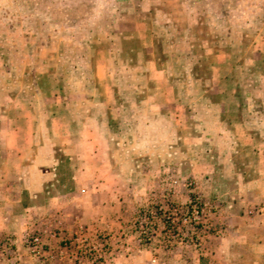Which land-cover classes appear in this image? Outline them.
I'll list each match as a JSON object with an SVG mask.
<instances>
[{
  "label": "rangeland",
  "instance_id": "rangeland-1",
  "mask_svg": "<svg viewBox=\"0 0 264 264\" xmlns=\"http://www.w3.org/2000/svg\"><path fill=\"white\" fill-rule=\"evenodd\" d=\"M263 106L264 0H0V259L252 264Z\"/></svg>",
  "mask_w": 264,
  "mask_h": 264
},
{
  "label": "crops",
  "instance_id": "crops-1",
  "mask_svg": "<svg viewBox=\"0 0 264 264\" xmlns=\"http://www.w3.org/2000/svg\"><path fill=\"white\" fill-rule=\"evenodd\" d=\"M237 85V83H236ZM263 110H264V106H263ZM261 149H264V147H261ZM263 176V175H262ZM264 178V176L262 177ZM254 196H257L259 200H261L264 197V194L260 193V192H254ZM260 205H264V201L259 203ZM261 209H263L262 213H259L258 215H256L255 218L252 219V223L250 224L249 222H244L242 215H239V227L237 229V231L239 230V232H241V237L242 239L239 241H244V237H245V233L247 230H251L252 232H256V234L258 233V231L260 230H264V207H262ZM13 220L15 222V213H13V210H9V209H5V207L0 205V235H12L15 237H17V246H18V250L22 251V234L23 231L25 230V222L24 219H20L21 224H19V228L17 229V231H15V223H13ZM17 232V233H15ZM255 234V236H256ZM237 240V239H236ZM15 241V238H14ZM255 242V245H262L264 244V241H262L259 237H254L253 239V243ZM237 245V244H235ZM240 245V244H239ZM237 245V246H239ZM240 250V249H239ZM1 251V249H0ZM243 254L242 256L246 255V253H241ZM253 255V259H252V264H264V256L261 257V255L259 254H255L252 253ZM237 261H242L243 258H241L240 256L236 257ZM228 261H230V259H228ZM231 261H236L235 258H231ZM16 264H36V262L34 260L31 259V257L27 254L24 253H20L18 257H16ZM0 264H15V255L10 257L9 259H0Z\"/></svg>",
  "mask_w": 264,
  "mask_h": 264
},
{
  "label": "built area",
  "instance_id": "built-area-1",
  "mask_svg": "<svg viewBox=\"0 0 264 264\" xmlns=\"http://www.w3.org/2000/svg\"><path fill=\"white\" fill-rule=\"evenodd\" d=\"M8 242L12 243V240L8 237L6 238ZM26 243L27 246L29 247L30 251L34 254V255H44V245L41 241V238L39 236V234L37 232H33L31 234H28L27 238H26Z\"/></svg>",
  "mask_w": 264,
  "mask_h": 264
}]
</instances>
